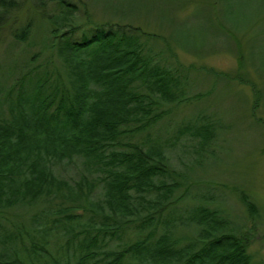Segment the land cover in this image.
I'll list each match as a JSON object with an SVG mask.
<instances>
[{"label":"trees","instance_id":"trees-1","mask_svg":"<svg viewBox=\"0 0 264 264\" xmlns=\"http://www.w3.org/2000/svg\"><path fill=\"white\" fill-rule=\"evenodd\" d=\"M36 1L44 18L48 3L63 7L47 18L52 38L46 47L55 45L68 67L66 79L43 63L22 73L16 84L29 83V91L23 86L20 100L8 99L7 111H0V247L12 249L0 264H260L248 238L227 231L215 208L194 206L196 236L176 237L169 207L184 195L170 201L179 183L159 178L178 172L159 144L123 141L164 117L162 101H181L182 78L192 69L161 65L147 54L151 41L161 38L157 33L90 20L74 26L75 1ZM22 4L0 0V22ZM31 30L28 21L14 36L26 41ZM213 128L208 122L183 130L205 143ZM75 159L86 170L71 180L59 165ZM94 171L97 183L89 181ZM154 192L155 199L147 197ZM241 197L255 214L249 195ZM18 212L29 221L19 220ZM115 239L121 244L109 247Z\"/></svg>","mask_w":264,"mask_h":264},{"label":"rangeland","instance_id":"rangeland-1","mask_svg":"<svg viewBox=\"0 0 264 264\" xmlns=\"http://www.w3.org/2000/svg\"><path fill=\"white\" fill-rule=\"evenodd\" d=\"M22 1L21 8L0 22L2 112L7 111L8 99L18 101L19 91H29V83H16L33 67L43 63L66 79L68 64L55 45L46 47L48 35L52 38L47 18L63 7L56 1L48 3L44 18L34 0ZM73 1L80 6L69 18L74 26L90 20L142 27L161 36L155 45L151 41L147 54L161 65L175 69L182 63L192 69L182 78L181 101H162L159 107L165 111L164 117L147 131L127 135L123 141L159 144L171 169L178 172L159 178L179 183L170 201L184 195L169 207L172 222L178 223L172 230L177 231L176 237L196 236L197 227L190 220L194 206L215 208L228 221L226 230L244 234L254 261L264 264V0ZM28 21L32 22L30 36L26 41L17 40L14 32ZM74 37L80 38V31ZM208 122L214 128L205 143L183 130L187 125ZM59 167L71 180L86 170L76 159ZM99 175L94 171L89 181L95 182ZM101 189V184L96 185L94 195ZM241 192L255 203V214L244 203ZM147 197L155 199L156 193ZM22 215H18L19 220L25 224L29 215ZM162 225L160 231H164ZM118 244L121 239L109 241V247ZM4 252L11 253L12 249L0 247V256L9 255Z\"/></svg>","mask_w":264,"mask_h":264}]
</instances>
